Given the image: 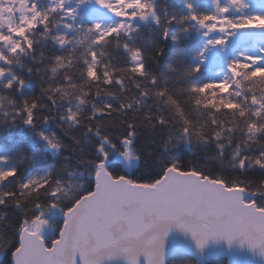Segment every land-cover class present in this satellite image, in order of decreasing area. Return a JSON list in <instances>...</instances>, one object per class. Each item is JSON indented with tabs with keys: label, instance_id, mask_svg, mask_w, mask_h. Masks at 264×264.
I'll list each match as a JSON object with an SVG mask.
<instances>
[{
	"label": "snow or ice",
	"instance_id": "1",
	"mask_svg": "<svg viewBox=\"0 0 264 264\" xmlns=\"http://www.w3.org/2000/svg\"><path fill=\"white\" fill-rule=\"evenodd\" d=\"M20 2L22 19L0 22V88L19 96L0 93V124L28 128L40 158L55 159L25 175L0 154V206L16 213H0L5 264H169V256L186 254L174 232L197 255L224 244L264 264V46L227 60L219 80L201 77L209 50L224 51L238 34L264 29V11H251L250 0H212L209 11L183 0L185 11L168 16L161 38H169L173 22L184 23L183 31L194 22L204 40L198 62L177 84L149 64L158 63L164 45L146 53L128 43L137 20L151 16L160 25L154 0ZM93 2L116 22L78 23L81 8ZM41 38L58 51L37 54ZM109 42L129 57L124 64L106 59ZM25 56L50 61L38 92L27 91L32 66L25 74L12 67L24 68ZM181 149L198 158L184 162Z\"/></svg>",
	"mask_w": 264,
	"mask_h": 264
},
{
	"label": "trees",
	"instance_id": "2",
	"mask_svg": "<svg viewBox=\"0 0 264 264\" xmlns=\"http://www.w3.org/2000/svg\"><path fill=\"white\" fill-rule=\"evenodd\" d=\"M156 6V12L160 16V25L157 26L153 21L138 22L140 28L138 31L132 34V39L128 40L130 45L139 46L146 53H154L155 49L160 47V45L165 46V53L163 56L158 58V63H154L151 60L149 64L152 66L153 70L157 73H162L161 79L169 78L168 83H183V79L178 80L177 77H184L186 69L195 63L198 62L197 52L201 46L204 38L202 37L198 25L194 22H185L190 25L188 31H183L185 24L173 22L168 25L169 29V38L163 40L162 32L165 26V21L168 19V16L175 15L177 18L183 14L185 9L183 8V0H154ZM50 3V0H38L40 7H47ZM197 8L203 11H209L212 9V4L209 0H195ZM167 13V15H165ZM99 18L98 15H90L86 12H81L78 17V23L87 24L92 21H96ZM14 20L19 22L17 15H14ZM63 31V28H61ZM70 36L75 37L77 33L75 31L69 33ZM175 37V39H173ZM125 39H127L125 37ZM252 39V38H251ZM255 40V39H254ZM249 40L243 41L236 48H230L229 53L227 54L225 61L214 63L208 62L204 66V71L201 73V77L205 79H221L227 72L226 62L231 59L233 56L237 55L240 51H249L255 53L258 50L259 40ZM261 42L264 45V39L260 38ZM84 45L77 47L76 52L79 54L84 51ZM43 50L49 57L54 55L58 49L53 44L52 40L49 39H40L39 44L37 45V54L39 51ZM105 50L108 53L106 59L112 60L116 65L124 64L129 57L122 50V48L116 45L114 42H109L106 45ZM147 58V57H146ZM22 62L24 68L13 64V68L17 73L25 74V69L28 66L33 68V78L30 81L27 91L29 93L39 91L38 80L40 75L47 77L49 71L45 67L50 61H45L42 64L35 63L30 57H22ZM39 67L41 73L37 74L35 69ZM0 93H3L6 97L10 99H19V96L15 92L4 90L0 88ZM4 104L8 107H11L7 104V99L4 101ZM34 139L33 133L28 128L23 125L16 123L11 127L8 125L7 120L3 124H0V154L7 153L12 159L10 160L11 164H18V166L25 170V175L28 173L35 174L38 168H43L46 164H50L55 159L48 155L45 159L40 157L44 156L43 150H37L31 144V140ZM181 158L184 162H191L198 157L190 154L187 150H180ZM142 171V170H141ZM132 175L139 174L135 169L131 171ZM259 175V173H256ZM8 212L10 219L15 216L14 209H5L3 206H0V213ZM53 233L50 232L46 235V241L50 242L53 238ZM8 257H0V264H5ZM180 259H189L193 264H198L195 258L190 254L181 253L175 256L169 257V264H175L176 260ZM205 264H230L225 257H216L207 261Z\"/></svg>",
	"mask_w": 264,
	"mask_h": 264
},
{
	"label": "rangeland",
	"instance_id": "3",
	"mask_svg": "<svg viewBox=\"0 0 264 264\" xmlns=\"http://www.w3.org/2000/svg\"><path fill=\"white\" fill-rule=\"evenodd\" d=\"M209 1L212 4V0ZM250 2H251V11H264V0H250ZM25 7L26 6L23 5L20 2V0H0V22H4V23L11 22L13 24L17 23L14 20V15H17L19 19H22V17L25 15ZM81 12H86L90 15H98L99 18L96 21H101L103 22L104 25L115 23L116 20L118 19L111 12L105 9H100L98 6L94 4V2L91 5L81 8L80 13ZM147 21H153L151 16H149ZM138 22H146V21L137 20L136 23ZM199 31L201 33L202 30L199 28ZM260 38L264 39V29L253 28L246 30L245 32L238 34L236 40L234 42H231L226 50L221 51L219 48L210 49L208 53L209 55L208 62L219 63L225 61V58L229 53V49L236 48L243 41H249L255 39V40H259L258 41L259 44L261 43V45L259 46H264ZM50 232L51 231L46 232V235Z\"/></svg>",
	"mask_w": 264,
	"mask_h": 264
},
{
	"label": "water",
	"instance_id": "4",
	"mask_svg": "<svg viewBox=\"0 0 264 264\" xmlns=\"http://www.w3.org/2000/svg\"><path fill=\"white\" fill-rule=\"evenodd\" d=\"M172 237L183 241L186 253L192 255L198 264H205L210 259L216 257H225L230 264H261L260 257H254L246 250L239 251L235 246L231 251H229L224 244L212 245L205 250L203 255H197L195 250L191 247L190 241L186 240L181 234L174 232ZM112 264H126V262L121 259L119 261L112 262Z\"/></svg>",
	"mask_w": 264,
	"mask_h": 264
}]
</instances>
